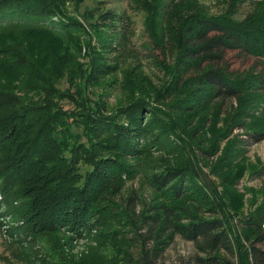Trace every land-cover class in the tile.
<instances>
[{
	"label": "trees",
	"instance_id": "obj_1",
	"mask_svg": "<svg viewBox=\"0 0 264 264\" xmlns=\"http://www.w3.org/2000/svg\"><path fill=\"white\" fill-rule=\"evenodd\" d=\"M67 1L0 0L4 197L25 196L24 220L33 222L34 234L62 240L59 246L68 251L62 255L72 256L63 259L65 264H75L68 246L79 238L92 242L79 264H264V198L234 218L228 194L212 188L199 167L191 161L163 164L168 159L163 152L172 143L177 147L174 135L182 138L179 130L188 112L215 106L222 114L228 106L237 116L234 126L246 128L245 135L255 142L264 139V121H256L264 111V69H232L227 61L230 51L264 59V0L243 19L233 12L204 11L196 6L199 0L161 1L152 10L164 26L160 31L166 32L175 19L177 26L171 77L154 94L142 67L129 62L135 52L126 50L123 66L132 69L122 86L133 97L110 113L84 96L82 80L88 75L78 62L83 41L77 34L86 28L67 11ZM168 6L176 9H161ZM88 21L98 33L99 51L108 53L93 63L91 71H98V77L114 71L109 49L125 42L129 31L116 26L107 39L100 33H108L111 23L103 27ZM160 101L167 108L155 104ZM220 135L229 137V128ZM244 142L234 139L239 147ZM215 149L203 150L210 155ZM230 163L224 157L217 173L234 187L239 177L228 171L237 163ZM139 172L155 191L141 213L137 194L121 197L116 185ZM113 236L118 240L108 238ZM177 238L191 242L194 250L172 260L167 254Z\"/></svg>",
	"mask_w": 264,
	"mask_h": 264
},
{
	"label": "rangeland",
	"instance_id": "obj_2",
	"mask_svg": "<svg viewBox=\"0 0 264 264\" xmlns=\"http://www.w3.org/2000/svg\"><path fill=\"white\" fill-rule=\"evenodd\" d=\"M161 1L163 0H68L66 2L67 11L74 14L82 26L86 28V31H82L83 33L80 31L77 34L83 41L78 62L86 72L84 73L85 77L88 75L86 80H82L85 86L84 96H87L89 100L92 99L93 104L100 102V109L104 112L110 113L113 111L112 108L116 107L122 100L125 98L129 100L133 97L122 86L125 76L132 69L130 66H123L126 50L135 52L132 57L133 60L129 62L131 66L142 67L141 69L149 77L150 89L154 94L164 88L167 78L170 79V71L174 70L171 67L173 65V46L175 45L177 26L175 19L174 24L166 32L160 31L164 30V26L158 17H152V10L157 11ZM260 1L262 0L247 2L240 0H199L196 6H201L204 11L211 13L233 12L234 16L243 19L258 8ZM170 8L171 10L176 9L171 6L161 9L167 12ZM120 15L124 16L121 18L122 20H119ZM88 19L97 21L103 27H105L104 24L111 23L108 33H100L107 39L112 36V28L116 26L129 31L125 42L115 44L111 42L113 46L109 50L112 53L107 56L116 64L114 71L111 73L102 72L98 77L96 74L98 71H91L93 63L96 65L97 59L99 62V58H104L101 54L108 53L99 51L98 33L91 28ZM90 36H92V42L90 46H87L86 41ZM227 61L232 69L245 70L250 68L259 71L264 69V59L240 54L238 51L228 52ZM61 84L64 88L69 86L66 78L62 80ZM72 89L71 87V91ZM77 96L75 97L77 98ZM161 98L159 97V99ZM235 102L236 107H238V101ZM155 104L167 108L166 101L155 102ZM66 105L71 104L66 103ZM220 112H218L217 107L213 106L193 115H190L189 112L185 114L183 129L179 130L182 138H178L177 134L174 135L173 140L177 142V147L175 145L173 147L172 143L168 147L170 151L163 152V156L168 157L163 164L173 165V162L188 163L191 161L205 172L212 188L219 193L226 192L228 194L230 204L228 203L227 206L231 210L232 217L235 218L238 212L248 214L264 198V139L255 142L250 136L245 135L246 128L234 126L232 120L237 116H232L230 107L225 106L223 113L220 114ZM258 115L259 118L256 121L263 122L264 111ZM227 127L231 135L229 137L221 136L220 132L226 130ZM193 130L197 131V135L193 134ZM236 137L244 139L243 147L235 145L234 139ZM212 146L216 148L215 152L207 155L203 149ZM224 157L231 161L228 166L237 163L235 168L228 171L230 176L239 177L234 187L217 173L223 166ZM134 160L127 162H134ZM149 167V164L145 165L146 173L149 172ZM1 182L2 179H0V186ZM116 185L119 187L118 191L121 192V197H128L133 192L137 194V209L140 213L153 202L155 197V191L147 184L146 178L140 172L131 179L127 177H124L123 181L118 179ZM6 197H4L0 187V264H65L63 259L72 256L67 255V253L62 255L64 252H68L66 249H62L63 246H59L62 245V240L53 239L49 236L43 237L39 235L40 233L34 234L31 230L34 226L33 222L24 220V213L20 209H25V196L10 194ZM234 218L233 222L235 221ZM237 228L240 229L239 226ZM63 236L65 240L67 237ZM108 238L116 241L119 237ZM91 244V240L86 238L72 241L68 248L73 249L71 254L76 258L75 264H79L77 259L89 252ZM193 250L191 242L177 238L167 255L170 259L175 260L180 256H188ZM75 258H72V263Z\"/></svg>",
	"mask_w": 264,
	"mask_h": 264
}]
</instances>
